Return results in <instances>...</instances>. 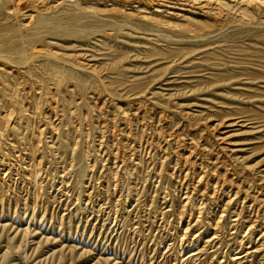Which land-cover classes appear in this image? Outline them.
Masks as SVG:
<instances>
[{
    "label": "rangeland",
    "instance_id": "374dc122",
    "mask_svg": "<svg viewBox=\"0 0 264 264\" xmlns=\"http://www.w3.org/2000/svg\"><path fill=\"white\" fill-rule=\"evenodd\" d=\"M249 2L0 0V264H264Z\"/></svg>",
    "mask_w": 264,
    "mask_h": 264
},
{
    "label": "bare ground",
    "instance_id": "6f19581e",
    "mask_svg": "<svg viewBox=\"0 0 264 264\" xmlns=\"http://www.w3.org/2000/svg\"><path fill=\"white\" fill-rule=\"evenodd\" d=\"M207 1V0H206ZM218 1V0H217ZM248 2L250 1V0H247ZM262 1V0H261ZM227 2V1H226ZM252 2H254V1H252ZM5 3V2H4ZM219 3V2H218ZM246 3V2H245ZM250 3V2H249ZM173 4V3H172ZM206 4V3H205ZM207 4H208V2H207ZM210 4V3H209ZM216 5V4H215ZM212 6V5H211ZM214 6V5H213ZM157 9V8H156ZM171 9V8H170ZM159 10V9H158ZM157 11V10H156ZM155 11V12H156ZM162 11V10H161ZM154 12V11H153ZM168 12V11H167ZM157 13V12H156ZM166 13V12H165ZM169 13V12H168ZM183 14V13H182ZM169 15V14H168ZM183 16H184V14H183ZM181 17V16H180ZM187 17V16H186ZM191 18V17H190ZM183 19V18H182ZM184 19H186V18H184ZM193 19H195V18H193ZM189 20H191V19H189ZM194 21V20H193ZM196 21H198V19H196ZM16 43H17V41H16ZM20 43V42H19ZM8 44V43H7ZM14 44V43H13ZM9 45V44H8ZM7 45V46H8ZM11 45V44H10ZM18 45V44H17ZM13 47H14V45H13ZM9 49V48H8ZM17 51V50H16ZM22 52V51H21Z\"/></svg>",
    "mask_w": 264,
    "mask_h": 264
}]
</instances>
